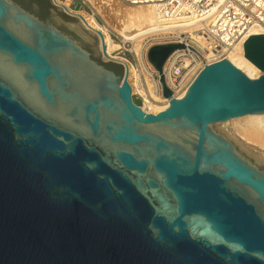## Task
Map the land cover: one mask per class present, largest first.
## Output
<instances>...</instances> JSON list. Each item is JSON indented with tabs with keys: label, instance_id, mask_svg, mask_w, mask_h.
Segmentation results:
<instances>
[{
	"label": "water",
	"instance_id": "95a60500",
	"mask_svg": "<svg viewBox=\"0 0 264 264\" xmlns=\"http://www.w3.org/2000/svg\"><path fill=\"white\" fill-rule=\"evenodd\" d=\"M20 1L79 40L0 0V264H264V169L216 129L264 114V34L257 78L225 58L181 98L164 67L186 45L151 46L170 102L149 113L66 6Z\"/></svg>",
	"mask_w": 264,
	"mask_h": 264
},
{
	"label": "built area",
	"instance_id": "2783aa9c",
	"mask_svg": "<svg viewBox=\"0 0 264 264\" xmlns=\"http://www.w3.org/2000/svg\"><path fill=\"white\" fill-rule=\"evenodd\" d=\"M123 1L130 5H152L158 15V30L142 36L141 55L134 52L135 63L127 59L150 79L151 86L141 80L142 88L133 89V97L136 95L142 102L140 106L149 113H154L152 107L156 105L164 106V109L169 106L160 75L147 58L151 46L171 42L186 45L171 55L164 68L169 88L174 96L181 98L207 64L228 59V52L238 44H244L252 29L264 26V0ZM194 35L202 38L205 44L193 38ZM123 43L125 48L133 45L130 40Z\"/></svg>",
	"mask_w": 264,
	"mask_h": 264
},
{
	"label": "bare ground",
	"instance_id": "6f19581e",
	"mask_svg": "<svg viewBox=\"0 0 264 264\" xmlns=\"http://www.w3.org/2000/svg\"><path fill=\"white\" fill-rule=\"evenodd\" d=\"M55 2L60 7L63 5L66 6L73 17L79 18L87 30L99 37L101 52L103 42L99 33L101 32L103 34L108 54V56L103 54L104 58L106 60L120 61L123 64H126L127 67H129V79L132 83L133 89H141V76L136 73L135 66L126 58L115 55V52L123 47V44L112 38L108 28L104 27L94 15L85 11H76L72 9L70 7L71 0H55ZM106 2L109 6H112L117 15L122 16L120 20H123V22H121L122 26L120 28V32L125 37L124 41H132L133 44H135V50H137V53L141 55L143 49L142 36L145 33L158 30V15L155 7L152 5H140L139 7L127 10L118 0H106ZM259 33L264 34V26L255 27L250 31V35ZM246 36H248V34ZM193 38L205 44L203 39L197 35H194ZM244 54V44L240 43L228 52V59L237 67L243 69L248 76L257 78L262 70L258 68L250 59L244 56ZM167 63L165 64V67ZM134 76H136V79H133L132 82V77ZM167 99L170 102V98ZM162 109H164V106L156 105L152 107L153 112H159ZM234 119H236L235 122L237 123L236 125L238 130L243 136L264 148V114H249ZM236 125L234 127H236Z\"/></svg>",
	"mask_w": 264,
	"mask_h": 264
},
{
	"label": "rangeland",
	"instance_id": "374dc122",
	"mask_svg": "<svg viewBox=\"0 0 264 264\" xmlns=\"http://www.w3.org/2000/svg\"><path fill=\"white\" fill-rule=\"evenodd\" d=\"M118 1H120L127 10H131L133 8L140 6V5H130L124 2L123 0H118ZM51 2L54 5L53 0H51ZM58 8L62 9L63 12L66 15H68L62 7L58 6ZM71 8L76 11H85L87 13L94 15L104 27L108 28L112 38L123 44V47L115 52V55L124 57L135 63L134 52L135 51L137 52V50H135L136 49L135 44L132 43L133 45H127V48H125L124 43H123L125 37L120 32V28L122 26L121 22H123V20H120L122 16L117 15L116 11L113 10L112 6L108 5L106 0H73V2L71 3ZM73 18L76 19L78 22H80L82 27L86 29L79 18L77 17H73ZM95 36L98 38V42H99L100 61L102 63L113 62V63L120 64L122 68V74L124 75L125 69H126L125 65L120 61L106 60L101 52L100 39L97 35ZM136 73L141 76L140 79L142 80L144 84L147 83L149 86H151L150 79L145 73H140L137 70H136ZM133 79L135 80L136 76L132 77V82H133ZM134 100L137 104L142 106L141 100L136 95H134ZM235 121L236 119H231L225 123H218L216 124V129H218L219 131L224 133L228 138H230L244 155H246L256 164H258L261 168H264V148H262L260 145L248 140L245 136H243L239 132L238 127L236 125L237 123ZM235 125L236 127H234Z\"/></svg>",
	"mask_w": 264,
	"mask_h": 264
},
{
	"label": "flooded vegetation",
	"instance_id": "af4514ba",
	"mask_svg": "<svg viewBox=\"0 0 264 264\" xmlns=\"http://www.w3.org/2000/svg\"><path fill=\"white\" fill-rule=\"evenodd\" d=\"M19 4H21L24 8H26V9H28L29 11H31L32 13H34L35 15H37V16H39L40 18H42V19H44V20H47V19H49L52 23H54L53 21H52V19H51V16H50V12H51V7L50 8H48V10H49V13L47 14V15H44V16H41L39 13H37L36 11H34V10H32V9H30V8H28L27 6H25L20 0H16ZM56 26H58L61 30H63L64 32H66V33H68V34H70V35H72L73 37H75L76 39H78L79 40V38L76 36V35H74L72 32H70V31H68L66 28H64V27H62V26H59V25H57L56 23H54ZM82 44L84 45V47H86L91 53H92V56L95 58V59H97L98 61H99V57L97 56V55H95L94 54V52H93V50L91 49V47L90 46H88V45H86V44H84L83 42H82ZM108 67H110V68H112V69H114V70H116L118 73H120L119 71H118V69L115 67V66H113V65H111V64H106ZM121 74V73H120ZM262 169H264V168H262Z\"/></svg>",
	"mask_w": 264,
	"mask_h": 264
}]
</instances>
